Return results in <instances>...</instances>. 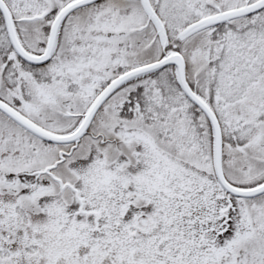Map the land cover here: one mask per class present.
<instances>
[{"label": "snow or ice", "instance_id": "snow-or-ice-1", "mask_svg": "<svg viewBox=\"0 0 264 264\" xmlns=\"http://www.w3.org/2000/svg\"><path fill=\"white\" fill-rule=\"evenodd\" d=\"M0 264H264V0H0Z\"/></svg>", "mask_w": 264, "mask_h": 264}]
</instances>
